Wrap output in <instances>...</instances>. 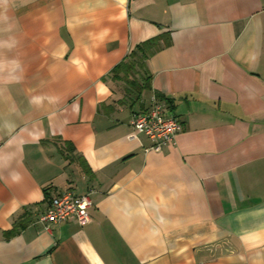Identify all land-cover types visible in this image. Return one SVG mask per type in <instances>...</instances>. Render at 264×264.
I'll use <instances>...</instances> for the list:
<instances>
[{
  "label": "crops",
  "instance_id": "crops-1",
  "mask_svg": "<svg viewBox=\"0 0 264 264\" xmlns=\"http://www.w3.org/2000/svg\"><path fill=\"white\" fill-rule=\"evenodd\" d=\"M66 191L90 222L39 223ZM0 264H264V0H0Z\"/></svg>",
  "mask_w": 264,
  "mask_h": 264
},
{
  "label": "built area",
  "instance_id": "built-area-1",
  "mask_svg": "<svg viewBox=\"0 0 264 264\" xmlns=\"http://www.w3.org/2000/svg\"><path fill=\"white\" fill-rule=\"evenodd\" d=\"M130 126L133 132L128 137L135 138L137 134H143L151 143L148 150L153 152H161L165 146L173 144L181 130L180 123L175 118L166 117L154 98L148 111L132 115ZM91 206V192L83 195H75L71 191L58 193L49 199L38 222L48 225L74 219L83 226L90 222Z\"/></svg>",
  "mask_w": 264,
  "mask_h": 264
},
{
  "label": "trees",
  "instance_id": "trees-1",
  "mask_svg": "<svg viewBox=\"0 0 264 264\" xmlns=\"http://www.w3.org/2000/svg\"><path fill=\"white\" fill-rule=\"evenodd\" d=\"M153 41L145 42L139 45L133 52L129 54L126 60L119 63L113 70L112 75L116 80L124 82L128 87H131L132 92L139 94L146 85L140 84L135 75L143 68L144 62L149 54L153 53L157 48L152 47Z\"/></svg>",
  "mask_w": 264,
  "mask_h": 264
}]
</instances>
